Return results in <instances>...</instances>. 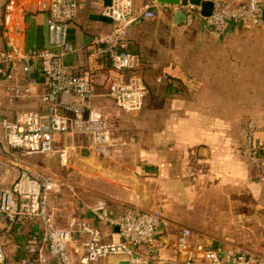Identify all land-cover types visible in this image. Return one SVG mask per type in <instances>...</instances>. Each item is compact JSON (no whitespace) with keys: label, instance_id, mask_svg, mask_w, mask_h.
<instances>
[{"label":"crops","instance_id":"crops-1","mask_svg":"<svg viewBox=\"0 0 264 264\" xmlns=\"http://www.w3.org/2000/svg\"><path fill=\"white\" fill-rule=\"evenodd\" d=\"M109 1L85 0V9L68 26L67 40L75 52L64 64L93 81L92 105L110 127L111 146L105 155L82 149L80 157L95 164L94 185L83 184L75 191L63 188L51 196L55 224L75 230L73 221L82 220L98 229L103 241H117L115 229L96 222L90 213V205L102 198L113 214L127 207L161 212L168 223L166 237L188 230L192 242L213 249L264 253L263 194L257 169L245 158L243 137L252 124L253 140L264 154V24H230L216 34L198 17L189 25H177L174 13L153 9V18L139 19L127 30L123 47L140 57L138 73L147 94L138 113H124L106 96L113 72L105 54L91 42L112 29L101 15ZM151 1L134 0V7L141 10ZM47 9L48 0H0V49L7 39L22 49L46 47ZM16 74L21 77L18 70ZM34 77L33 96L21 100L6 95L13 78L0 80L2 119L20 110L43 109L36 96L43 89L42 79L37 73ZM120 77L127 80L129 74ZM58 143L83 147L86 141L82 136H62ZM43 156L23 157L20 162L43 169L36 164ZM79 172L91 174L86 167ZM15 177V172L0 177V190ZM0 245L6 264H18L27 254L46 256L36 221L0 224ZM159 255L175 264H192L170 248L160 249ZM112 260L93 264H113ZM47 264L58 263L48 259Z\"/></svg>","mask_w":264,"mask_h":264},{"label":"built area","instance_id":"built-area-1","mask_svg":"<svg viewBox=\"0 0 264 264\" xmlns=\"http://www.w3.org/2000/svg\"><path fill=\"white\" fill-rule=\"evenodd\" d=\"M13 1L8 0V3ZM211 1L212 11L206 18L200 16V7L189 3L158 4L152 0L138 10L134 7V0L109 1L101 15L112 23V29L103 36L93 37L91 42L105 54L113 72L106 96L117 109L124 113H138L143 107L147 88L138 73L143 64L138 55L123 50V46L128 27L139 19L153 18V9L170 13L182 11L187 25L198 17L209 31L216 34L223 33L230 24H264V0H239L235 4ZM85 7V0H48L46 47L22 49L7 39L4 48L0 49V80L13 78V84L5 87L7 97L13 100L31 98L32 89L37 84L35 73L43 84L42 91L36 95L42 110H20L11 118L0 121V177L16 173L10 185L0 190V224L36 221L39 239L46 252V256L39 254L37 257L27 254L18 264H47L48 259L58 264H93L110 257L126 259L128 264H175L160 257L159 251L164 247L185 254L192 264H264V253L225 246L213 249L192 242L188 230L172 238L166 237L164 232L168 223L161 212L127 207L113 214L102 198L90 205V213L101 225L117 229V241H103L98 229L82 220L73 221L71 227L75 230L55 224L49 198L61 193V178L49 169L23 166L21 159L57 154L60 165L64 166L76 150L81 153L86 148L105 155L111 146L107 122L92 105L95 96L93 81L75 74L64 64V59L75 52L67 40L68 26ZM3 30L7 33L5 21ZM17 70L20 78L16 76ZM123 73L129 74L127 80L121 79ZM255 129L248 124L243 131L244 155L257 169L264 207V154L253 140ZM62 136H82L86 144L83 147L59 144L58 138ZM0 264H6L2 245Z\"/></svg>","mask_w":264,"mask_h":264},{"label":"rangeland","instance_id":"rangeland-1","mask_svg":"<svg viewBox=\"0 0 264 264\" xmlns=\"http://www.w3.org/2000/svg\"><path fill=\"white\" fill-rule=\"evenodd\" d=\"M1 87H0V93L2 90ZM1 120H2V117L0 116V121ZM81 154L82 153L76 150L74 154L72 155V157H70V159L67 161V163L64 166L60 165V161L58 159L57 154H51V157L44 155L43 157L39 158L40 160L36 164L37 166H41V167L43 166L44 167L43 169L51 170L58 177H60L62 180V184H63L62 189L63 188L67 190L71 189V191L73 190L75 191L76 189H80V187H82L83 184L89 187H92L94 185L92 173H93L95 164L91 160L89 163L85 161L83 158L80 157ZM84 167L90 170V173H91L90 175L82 176L80 174L79 169H83ZM166 230H168V228Z\"/></svg>","mask_w":264,"mask_h":264},{"label":"water","instance_id":"water-1","mask_svg":"<svg viewBox=\"0 0 264 264\" xmlns=\"http://www.w3.org/2000/svg\"><path fill=\"white\" fill-rule=\"evenodd\" d=\"M155 1L158 4H177L180 2L182 5L189 3L193 6H198L200 7L199 14L203 18L210 16L213 6L211 0H155ZM173 18H174V23L178 25L185 20V14L182 11H178L174 13ZM263 20H264V10H263ZM158 230H160V228ZM115 232H117L116 228H115ZM111 258H113V260L111 261L113 264H128L126 259L115 258V257H110L108 259Z\"/></svg>","mask_w":264,"mask_h":264},{"label":"trees","instance_id":"trees-1","mask_svg":"<svg viewBox=\"0 0 264 264\" xmlns=\"http://www.w3.org/2000/svg\"><path fill=\"white\" fill-rule=\"evenodd\" d=\"M199 20H201V19H199ZM202 21V20H201ZM203 22V21H202ZM123 49V48H122ZM123 50H125V49H123Z\"/></svg>","mask_w":264,"mask_h":264}]
</instances>
